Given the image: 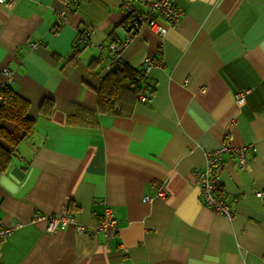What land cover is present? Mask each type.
Here are the masks:
<instances>
[{
    "label": "crops",
    "instance_id": "0c3cea01",
    "mask_svg": "<svg viewBox=\"0 0 264 264\" xmlns=\"http://www.w3.org/2000/svg\"><path fill=\"white\" fill-rule=\"evenodd\" d=\"M121 1L77 0L66 22L64 0L0 4V86L33 121L0 170V224H17L0 262L263 264L264 0H175L174 26H141L122 51L137 82L109 57L132 28ZM81 29L88 44L75 50ZM145 57L156 64L139 81ZM225 141L255 148L245 168L230 154L219 166L230 219L204 205L193 174ZM105 208L115 232L96 230ZM63 209L73 222L47 233L37 218Z\"/></svg>",
    "mask_w": 264,
    "mask_h": 264
},
{
    "label": "built area",
    "instance_id": "2783aa9c",
    "mask_svg": "<svg viewBox=\"0 0 264 264\" xmlns=\"http://www.w3.org/2000/svg\"><path fill=\"white\" fill-rule=\"evenodd\" d=\"M11 0H0V4H9ZM77 0H64V7L58 12L57 20L59 22H66L68 19L70 6ZM122 8L130 16L132 20V28L129 34L124 39L117 43H110L108 46L109 57L112 64H119L123 62L122 51L131 40L132 32L137 31L141 26H148L160 35H164L167 31V26H174L181 14L182 9L177 6L175 0H145L142 6H134L129 0L121 1ZM88 30L81 29L75 38V44L78 46H86L88 44ZM156 63L151 57H145L141 64L140 81H144L152 66ZM4 74H8L6 69L2 70ZM245 93L239 92L236 100L238 103L244 101ZM140 100H146L144 94L140 96ZM255 152L254 146L249 143L242 146H233L227 141L223 142L215 150L206 154L205 165L203 168H197L193 171L196 178V183L200 187V194L203 199L204 205L215 213L221 214L227 219L233 215L228 202H226L218 193L219 189V166L224 160L225 154H230L235 158L236 166L239 169L246 167L250 154ZM156 195L164 197L165 191L159 186ZM255 196L260 197L261 192L255 191ZM148 200L149 197H143ZM45 221V230L47 233H53L57 230L66 228L73 222L72 217L67 213L66 209L61 210L55 214H47L39 216L37 219ZM17 224L3 225L0 224V239L11 234ZM76 230L84 232L82 225H76ZM116 220L109 208H105L102 217L98 220L96 225L97 231H111L115 232ZM0 264H2L0 262ZM264 264V263H263Z\"/></svg>",
    "mask_w": 264,
    "mask_h": 264
},
{
    "label": "trees",
    "instance_id": "16d2710c",
    "mask_svg": "<svg viewBox=\"0 0 264 264\" xmlns=\"http://www.w3.org/2000/svg\"><path fill=\"white\" fill-rule=\"evenodd\" d=\"M127 17L130 18L128 14ZM82 47L84 46L74 44L75 50ZM122 64L123 62L117 65L120 66ZM119 72H123L122 75L124 77L130 76L133 82H137V79L134 78L135 73L128 70L125 65H122L118 69L117 73ZM109 80L110 78L108 81ZM115 81L120 86L124 85L119 77L115 79ZM137 87L138 86H134L132 89H136ZM144 88L147 89V87ZM100 98L101 101H103L104 96ZM52 105V100L45 98L43 99L40 108L43 112L48 113L51 110ZM27 107L28 101L19 96L12 86L8 84L0 86V170H5L7 168L11 161V153L33 130V121L26 114Z\"/></svg>",
    "mask_w": 264,
    "mask_h": 264
}]
</instances>
